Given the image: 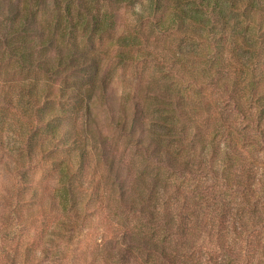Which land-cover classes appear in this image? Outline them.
Returning a JSON list of instances; mask_svg holds the SVG:
<instances>
[{"label":"trees","instance_id":"16d2710c","mask_svg":"<svg viewBox=\"0 0 264 264\" xmlns=\"http://www.w3.org/2000/svg\"><path fill=\"white\" fill-rule=\"evenodd\" d=\"M130 5L150 35L112 37L113 59L165 68L113 118L134 168L87 120L112 109L102 47ZM0 43L28 78L0 80V165H20L0 264H264V0H0Z\"/></svg>","mask_w":264,"mask_h":264},{"label":"rangeland","instance_id":"374dc122","mask_svg":"<svg viewBox=\"0 0 264 264\" xmlns=\"http://www.w3.org/2000/svg\"><path fill=\"white\" fill-rule=\"evenodd\" d=\"M116 19H117V29L113 36L105 37L104 46L102 47L103 51H106L109 54H104L102 56L103 59V68L104 72L109 73V77L112 80L111 91L108 95L109 104L112 106V109L102 106V102L98 99L97 102L91 101L90 104L93 105V112L90 118H86L88 122L95 127V129H99L103 132L105 137L109 139L110 145H112V152H114L118 158L123 161L125 165H128V168H134V163L132 164L131 154L126 151V141L125 139L121 140L117 139V129L114 127L113 118L119 112V109L122 104H127L130 106V100L132 97L139 91V94L142 95L145 84L149 83L153 76L160 75L165 72V68L163 69L160 66V63L148 60V62H144L145 56L139 53L141 61L136 63V65H125L120 63L119 61L113 59L115 55L121 53L122 51L110 49L111 38L114 36L119 37L123 34H134L137 31H145L146 34L150 35L147 29V19L145 17H141L142 8L140 5H130L124 6L121 8H117L115 10ZM158 38V36H157ZM160 41L168 42L170 44H174V47H177L180 44V41L177 39L166 38L164 36L160 37ZM123 53H130L129 51H123ZM137 54V52L135 53ZM158 77V76H156ZM27 76L21 74L19 71L15 70L12 65H9L7 61L4 59V48L0 43V80L5 81L8 86L11 84L14 86L16 83L21 82L23 84V80L26 79ZM160 81L165 83L166 81L163 78L158 77ZM28 79V78H27ZM128 97V100H127ZM2 151H0L1 154ZM3 157L9 154L16 155L15 152L7 150L3 152ZM8 157V156H7ZM4 158V163H8L9 165L2 164L0 165V187H8L10 190L15 186L14 177H9L11 173H15L13 170L17 169L20 166L17 163H13L9 158ZM31 169V168H29ZM44 168L43 170H36L35 178L42 180L50 184L52 187L58 183L59 179H61L60 175L57 174L52 168ZM98 170L103 173L105 169L100 167V165L93 160L91 162V166L89 168L88 176L85 180L86 186L90 185L92 179L95 178V174L97 175ZM98 172V174H100ZM96 179V178H95ZM99 179V178H98ZM107 181L101 182V187L103 188ZM1 191V188H0ZM26 199H29V194L25 195ZM0 215H7L8 210L6 205L2 200H0ZM107 204V200H105V205ZM39 203H26L23 205V208L20 209L22 215H37L36 209L38 208ZM34 211V212H33ZM106 214H108V210L105 209ZM98 213L90 214L97 215ZM89 241L83 240L79 245V248L84 247L85 245H89Z\"/></svg>","mask_w":264,"mask_h":264}]
</instances>
